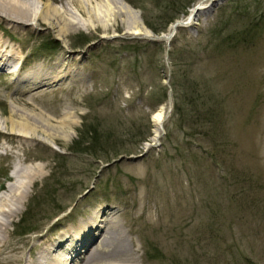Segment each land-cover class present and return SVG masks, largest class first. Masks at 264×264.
I'll list each match as a JSON object with an SVG mask.
<instances>
[{
    "label": "rangeland",
    "instance_id": "374dc122",
    "mask_svg": "<svg viewBox=\"0 0 264 264\" xmlns=\"http://www.w3.org/2000/svg\"><path fill=\"white\" fill-rule=\"evenodd\" d=\"M54 1L82 26L58 37L40 19L0 16L23 69L72 70L22 98L75 114L68 140L10 137V105H28L14 100L24 83L0 70V184L23 181L19 166L41 170L2 235L18 247L11 264H46L58 237L86 235L96 211L98 224L108 214L115 224L89 264L126 254L132 264H264V0H94L93 16ZM132 18L144 34L129 32ZM89 236L99 247L102 236Z\"/></svg>",
    "mask_w": 264,
    "mask_h": 264
},
{
    "label": "bare ground",
    "instance_id": "6f19581e",
    "mask_svg": "<svg viewBox=\"0 0 264 264\" xmlns=\"http://www.w3.org/2000/svg\"><path fill=\"white\" fill-rule=\"evenodd\" d=\"M90 1L94 0H67V5L74 7L78 12L82 10L83 7V10H86L85 12L90 15L92 11L89 7ZM105 1L109 8L111 3L115 4L118 2L117 0ZM126 7L125 8L128 9L126 11H129L128 13L131 15L130 7L128 5H126ZM118 8L123 9V6ZM197 9H200V7L198 6L195 9L191 8L187 17L180 20L183 22L182 24H189L196 12L199 11ZM74 13V10H70L66 6L58 4L54 0H40L38 2H34L32 0H0V16H3L8 20L23 23L28 22L29 20L35 21V18L40 19L53 28L58 37L65 36L68 31L82 26L75 20ZM90 16L93 15L91 14ZM114 25L115 27H118L119 23L114 22ZM11 28L13 29L14 27L11 26ZM129 32L131 34H144L141 31V28L137 27V22L133 18L131 20ZM19 52L22 53V49L18 48L17 51H15L14 47L3 38V34H0V70L16 73V76L19 77L17 78L18 82L22 84L24 83V85H21L22 87H20L19 90L17 89V96L14 100L21 101L24 104L27 102L26 105L28 106L32 104L28 109V106L20 107L14 104L10 105L8 115L5 117V121L8 120L9 122V127L7 128L9 129V136L12 138L32 137L43 142H47L48 140L58 137L68 140L71 129L75 124V114L69 103L63 105L59 110L53 108L50 112H47V114H43V111L34 110V103H36L35 98L29 96L27 101H25L22 97L24 94L29 93L28 95H30L31 91L37 90V88L51 87L58 81L67 82L68 78L71 76L72 70L60 66L53 67V65L48 66L47 68H42L38 64L29 66L28 69H23L21 62L23 63L24 56ZM66 53L67 52L65 51L64 55L59 57V62L60 59L63 62L69 58ZM15 64L18 66L15 67ZM166 109L167 106L160 105L151 112L153 140L157 139L159 135L161 124L168 111ZM0 128H2L1 125ZM37 132L42 133L43 137L37 136ZM22 169L23 167L19 166L16 173L24 176L25 179L23 181L20 183L17 181H11L4 186V183L0 184V189H2L0 191V215L3 217V219L0 218V264L15 263V261L19 259V256L15 254H8L10 251H13V253L14 251H18V247L9 244L7 242V238L2 235L7 231V224L12 222L14 217L21 212L24 202L29 195L28 186L31 185V182L38 174H41V170L39 168H36L35 171L29 170L24 174H22ZM98 216L99 214H97L96 211L94 217L89 218L88 222H90V228L86 235L78 234L81 229H75L76 232L74 233L73 238L68 234V230L63 232V237H58L59 243L54 244L52 246V250L50 249L49 252H46L48 255H44V262H46V264H80L82 262L83 253L85 254L88 250H90L89 254L85 256V264H89L91 260L87 258L90 256L93 258L97 251L108 250V248H106L107 243L105 242V239L110 237L112 233L107 236V233L103 235V231L104 227L109 229L108 224L113 216L108 214L104 225L98 224L99 222H104V220H101ZM114 221V219L111 221L113 226L115 224ZM101 230L102 233H100ZM99 234L100 237L102 236L98 241V244H100L99 247L90 248V240H88L89 244L87 245V235L97 237ZM116 235L117 234H114V236ZM93 237L92 239H94ZM116 258L118 260H116ZM131 261L132 256L126 254L123 258L115 256V260L108 261L104 264H132Z\"/></svg>",
    "mask_w": 264,
    "mask_h": 264
}]
</instances>
